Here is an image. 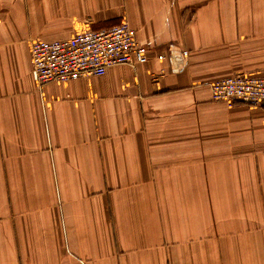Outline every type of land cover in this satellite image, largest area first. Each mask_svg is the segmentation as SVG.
<instances>
[{"label": "crops", "instance_id": "crops-1", "mask_svg": "<svg viewBox=\"0 0 264 264\" xmlns=\"http://www.w3.org/2000/svg\"><path fill=\"white\" fill-rule=\"evenodd\" d=\"M123 21L149 62L35 84L32 40ZM241 74L264 0H0V264H264V108L209 87Z\"/></svg>", "mask_w": 264, "mask_h": 264}, {"label": "built area", "instance_id": "built-area-1", "mask_svg": "<svg viewBox=\"0 0 264 264\" xmlns=\"http://www.w3.org/2000/svg\"><path fill=\"white\" fill-rule=\"evenodd\" d=\"M29 49L31 77L40 87L101 76L114 66H136L150 60L148 48L138 42L136 31L126 21L102 30H82L63 40H32ZM209 87L212 100L229 108L264 106V75H233L215 80Z\"/></svg>", "mask_w": 264, "mask_h": 264}, {"label": "rangeland", "instance_id": "rangeland-1", "mask_svg": "<svg viewBox=\"0 0 264 264\" xmlns=\"http://www.w3.org/2000/svg\"><path fill=\"white\" fill-rule=\"evenodd\" d=\"M260 108H264V106L263 107H260Z\"/></svg>", "mask_w": 264, "mask_h": 264}]
</instances>
